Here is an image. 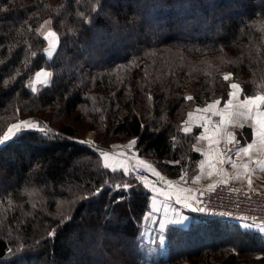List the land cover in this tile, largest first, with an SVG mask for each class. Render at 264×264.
<instances>
[{"label":"trees","instance_id":"1","mask_svg":"<svg viewBox=\"0 0 264 264\" xmlns=\"http://www.w3.org/2000/svg\"><path fill=\"white\" fill-rule=\"evenodd\" d=\"M42 68L51 83L32 92ZM233 82L264 92V0H0V135L25 119L51 130L0 145V264H264V234L208 214L153 250L141 238L150 191L97 151L135 137L157 170L190 174L200 128L183 122Z\"/></svg>","mask_w":264,"mask_h":264},{"label":"snow or ice","instance_id":"2","mask_svg":"<svg viewBox=\"0 0 264 264\" xmlns=\"http://www.w3.org/2000/svg\"><path fill=\"white\" fill-rule=\"evenodd\" d=\"M96 10L95 7L93 9ZM83 16V13L80 14ZM85 22H89L87 19ZM52 23L51 19L45 20L41 25L43 28L45 25H50ZM37 32L40 33V29H37ZM43 36V39L47 41V47L44 49L45 54L51 58L56 51V48L59 43V37L57 32L48 29L47 32L40 33ZM33 56L36 53H32ZM232 73H224L223 80L229 81L232 78ZM52 73L41 69L39 72L35 74L33 82L29 85L32 92H36V84H47L50 82V78ZM7 83V82H5ZM229 91L227 93V100L224 103L223 109H220L218 106L221 104V100L218 99L210 104H208L205 108H197L194 112L188 113V119L183 122L182 131L185 134H188L192 131L193 125L192 120L194 117V113H209L211 112L213 116H219V122L214 126L212 133L210 135H204L197 137L198 140L204 139L209 142V146L211 149L212 145H219L221 139H224L227 144L235 145L234 148L228 149V154L225 156L224 153L220 152L218 149L217 156L223 157L218 159L219 164L228 163L232 166L236 171L231 175V178L234 179H246L248 187L251 188L253 184V174L256 171H264V92H257L254 95H245L244 91L239 83H231L228 85ZM243 95V99H239V97ZM151 97H149L150 99ZM187 100H191V96L184 97ZM19 111V110H17ZM195 119L206 121L210 123L209 117L205 115H197ZM251 121L249 124L248 122ZM204 128L205 133L209 131L208 127L205 123L199 125ZM251 127L252 129V139L250 142H246L241 145L240 141H238L233 132L227 131V127H235L243 129L244 127ZM38 128L40 132L45 135L48 134L51 130L46 126L40 127L39 122L30 121V120H21L18 123L12 124L8 127L7 131L4 133L2 137H0V144H4L7 141L13 139L18 133L26 129ZM219 137V138H218ZM81 143H86L91 146V142L80 141ZM136 143L135 140L131 141L129 145L126 147H132ZM116 147V146H114ZM99 156L102 161V167L105 169H110L111 171H122L126 175L133 174V171L138 172L141 168L147 169L152 172L156 177L159 178L160 181L166 185L164 187H156L155 183L152 185L145 184V187H151L153 193H158L161 196H164L167 199H171L172 196H175V202L177 204H182L184 207H193V202L199 204L200 201L197 200L196 196L191 195L193 192L192 189L189 188H179L176 187L174 191V185L177 182L172 181H164V178L160 175L159 172L155 170V168L144 160L135 159V163H130L133 159L127 156V153L119 152V153H110L107 151H101L97 149ZM256 153L257 155H253ZM235 155L237 158L247 157V161L237 163L232 159V156ZM255 165L254 168L250 167L251 165ZM209 166L212 168H216V163H214L211 159L209 160ZM201 168H203V164H201ZM218 173L221 176H226L228 174L224 173L223 168L218 169ZM209 175H212L209 172ZM138 179H145L142 176H138ZM185 177L182 175L180 177L181 181H184ZM200 176L197 175L193 177V182L199 181ZM222 183H227V180H222ZM215 184H210L209 189H214ZM123 187L127 188L130 185H123ZM184 193H188V195H184ZM203 193H201L202 195ZM156 196L153 195V203H155ZM195 211L204 212L205 208L195 207ZM149 214V218H150ZM67 219V217L65 218ZM187 219V217L180 216L175 220L169 221L170 223H183V221ZM63 222V221H62ZM246 228L256 227L255 224H244L242 225ZM165 227L164 223H161V228ZM259 230L264 232V224L259 226ZM54 232H50L49 235H54Z\"/></svg>","mask_w":264,"mask_h":264},{"label":"crops","instance_id":"3","mask_svg":"<svg viewBox=\"0 0 264 264\" xmlns=\"http://www.w3.org/2000/svg\"><path fill=\"white\" fill-rule=\"evenodd\" d=\"M40 86H42V85L39 83L36 84L37 89H39ZM243 98L244 97H242V96L239 97V99H241V100ZM216 100H218V99L210 100L206 105L197 106L190 112H194V110L197 108L203 109L208 104H210ZM225 102H226V100L223 102L221 101V104L218 107L220 109H223ZM197 115H205V116L209 117L210 123L206 122V121H201V120L195 119V116H197ZM187 119H188V115L186 117V120ZM219 120H220V117L219 116H213L211 112H209V113H194V117L192 120V125H193L192 130L195 127L200 128V132H199L197 137L201 136L202 134L210 135L212 133L214 126L219 122ZM202 123H205L206 126L208 127L209 131L207 133H205L203 127L199 126ZM248 123L250 124L251 121H249ZM227 131L233 132L236 139L238 141H240L241 145L245 144L246 142H250L252 139V129H251V127H248V126L244 127L243 129L235 128V127H227ZM133 140H135V137H131L125 141L117 142V143L113 144L111 147L105 148L103 151H107L110 153L124 152V153H127L128 157L133 158L130 161V163H135V159H140V160L146 161L147 163H150L154 167V165L148 159L142 157L141 155H139L137 153V151L135 149V144L132 145V147H130V148L126 147ZM88 141H90V140H88ZM114 146H116V147H114ZM234 147H235V145L227 144L224 139H221L219 145H212L211 149H210L209 142L207 140H204V139L198 140L196 138V141L194 144V149L201 154V159L199 160V162L196 166V169L193 171L192 174L190 173L191 175L190 174H182L185 177L184 181L180 180V177L182 175L179 176V178H172L169 176L167 178H164V181L177 182L174 185V188L172 191H174L176 187L189 188V189L193 190L191 195H194V196H196V193H197L196 192L197 185H201V184L208 185V184H212V183L221 182L222 180H225V179L227 180V183H231L233 185H238V186H242V187H248L246 179L231 178V175L236 171V169H233L230 164L224 163L221 165L217 162L218 159L223 158V157L217 156L216 149H218L220 152L224 153V155L226 156L228 154L227 150L234 148ZM253 155L255 156L257 154L254 153ZM210 159L214 163H216L215 169L209 166V160ZM232 159L235 160L237 163L247 161V157L237 158L235 155L232 156ZM201 164H203V168H201ZM250 167L254 168L255 165L253 164ZM219 168H223L224 173H226L228 175L221 176L218 173ZM155 170L158 172V170L156 168H155ZM209 172H211L212 175H209ZM197 175L200 176L199 181L193 182V177H195ZM252 178H253V184H252L253 188L264 189V171H256L253 174ZM142 182L144 185L145 184L152 185L154 183L150 179H144V180H142ZM155 185L158 188H160V187L166 188V185L163 183V181L161 183H155ZM146 188L150 191V207H149V210L145 214L144 224H143V236H144L143 240L146 241L147 244L152 245L154 243L153 244L154 246L162 247L166 241V235H167V232L171 226L188 227L192 220L197 219L202 215H207L204 212H198V211L194 210L195 207H200V205L195 203V202H193L192 208L184 207L182 204H177L175 202V196L174 195L172 196L171 199H167L164 196L159 195L158 193H153L151 187H146ZM153 195L156 196L155 203H153ZM184 195H188V193H184ZM149 214H151L150 218H149ZM180 216L187 217V219H185L183 221V223H170L169 222V221L177 219ZM237 222L244 229H252L254 231H258V232L264 234V232L259 230V226L261 224H256V223H252V222L245 221V220H238ZM161 223H164L165 227L161 228ZM244 224H255L256 227L246 228V227L242 226ZM184 264H188V263H184Z\"/></svg>","mask_w":264,"mask_h":264},{"label":"built area","instance_id":"4","mask_svg":"<svg viewBox=\"0 0 264 264\" xmlns=\"http://www.w3.org/2000/svg\"><path fill=\"white\" fill-rule=\"evenodd\" d=\"M133 173L137 177L142 176L155 183L161 182L147 169L141 168L138 172L133 171ZM162 174L167 177L166 173ZM215 185L214 189H209L208 186L204 185H197L196 187V198L200 201L199 205L206 209L204 213L211 216L264 224V192L262 190L243 189L222 182ZM201 193L203 194L201 195Z\"/></svg>","mask_w":264,"mask_h":264},{"label":"rangeland","instance_id":"5","mask_svg":"<svg viewBox=\"0 0 264 264\" xmlns=\"http://www.w3.org/2000/svg\"><path fill=\"white\" fill-rule=\"evenodd\" d=\"M113 1V0H112ZM202 24H203V26L206 24V21H204V20H202ZM49 28H51L52 30H54L53 29V27H52V25L50 24V25H45L43 28H41V30H42V32H47L48 31V29ZM55 31V30H54ZM48 46V45H47ZM57 49V48H56ZM42 69H44V70H46V71H51V70H47V69H45V68H42ZM41 70V69H40ZM39 70V71H40ZM39 71H37V72H39ZM36 72V73H37ZM51 73H52V71H51ZM52 76H53V74H52ZM52 76H51V79H50V82L49 83H47V84H41L42 86H40V88L41 87H43V86H45V85H49L50 83H51V80H52ZM35 77V76H34ZM34 79V78H33ZM32 82H33V80H32ZM31 82V83H32ZM206 105V104H205ZM204 106V105H203ZM25 120H27V119H25ZM19 121H21V120H18V121H16L15 123H18ZM14 123V124H15ZM33 129V128H32ZM80 132H83L82 130H80ZM4 134H2V135H0V137H2ZM84 135H85V139L86 140H90V141H94V138H95V131L93 130V129H91V130H87V131H85L84 132ZM1 145V144H0ZM158 172L163 176V178H167V177H165L163 174H162V172H160L159 170H158ZM193 173V171L191 172V174ZM187 174H189V173H187ZM190 174V175H191ZM173 178V177H172ZM175 178H179V177H175ZM218 183V182H217ZM212 184H216V183H212ZM228 184H230V185H232V186H234V187H241V188H243V189H254V190H258V191H261L262 190V192H264V189H256V188H253V187H251V188H249V187H242V186H238V185H233V184H231V183H228ZM201 185H203V184H201ZM210 184H208V185H204V186H209ZM143 227H142V231H141V238L143 239ZM221 239H223V235H218V236H216L214 239H213V241L214 242H217V241H220ZM146 242V241H145ZM147 243V242H146ZM207 243H209V242H207ZM154 244V243H153ZM152 244V247H153V250H155V249H157L156 248V246H154ZM156 251V250H155ZM184 264V263H183Z\"/></svg>","mask_w":264,"mask_h":264},{"label":"water","instance_id":"6","mask_svg":"<svg viewBox=\"0 0 264 264\" xmlns=\"http://www.w3.org/2000/svg\"><path fill=\"white\" fill-rule=\"evenodd\" d=\"M202 208H204V207H202Z\"/></svg>","mask_w":264,"mask_h":264}]
</instances>
